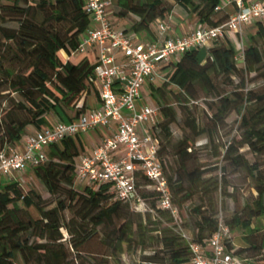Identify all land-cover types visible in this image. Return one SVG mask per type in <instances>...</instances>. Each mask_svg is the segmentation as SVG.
<instances>
[{
    "label": "trees",
    "instance_id": "1",
    "mask_svg": "<svg viewBox=\"0 0 264 264\" xmlns=\"http://www.w3.org/2000/svg\"><path fill=\"white\" fill-rule=\"evenodd\" d=\"M117 15H133L134 31H147L156 20H164L175 5L183 8L198 23L213 26L224 22L228 12L215 18V7L220 0H115ZM84 0H9L0 11L13 16L16 28L0 24V151L20 139L23 131L50 126L48 116L57 115L68 122L84 112L78 107L88 93L96 95L94 68L98 62L94 50L78 51V45L90 25L83 11ZM257 37L264 36V24L257 22ZM250 36L241 61L235 59L236 50L228 41H213L208 48L191 49L172 62L167 80L156 88L150 85L151 96L160 108L161 119L156 128L159 157L164 175L177 207L192 201L197 190H208L203 171L193 164L192 154L196 138L208 131L210 136L233 109L239 114L242 137L238 145L228 142L221 161L233 168L244 169L253 181L256 195L245 200L230 217L223 219L230 231L240 229L245 246L227 243L228 250L248 264H259L264 259V229L254 224L264 216V164L249 161L239 149L247 147L254 156L264 155V49L259 50ZM250 81L262 80L258 87L247 88ZM237 76L239 83L229 95H221L222 80L231 83ZM218 97L210 105V127H200L189 109L197 105V92ZM176 104L184 114L183 135L166 151L161 143H169L170 125L176 122ZM84 151L80 137L74 136L50 144L47 160L33 167L34 175L52 196H58L47 205L39 192H26L17 180L0 184V264H67L70 249L82 251L83 246L98 238L110 256L122 253L123 245L131 246L135 237L144 244L148 236L162 246L166 257L147 255L137 264H190L188 241L180 233L161 227L166 218L174 223L172 215L157 205V194L139 188L143 200L152 213H133L128 204L113 198L112 185L102 183L86 186L81 192L72 189L75 184L74 165ZM170 153L174 166L167 171L164 155ZM224 169V167H223ZM226 180L221 184L223 191ZM218 188V183H215ZM70 211L67 223L64 212ZM195 238L191 242L206 241L216 228L218 218L199 212ZM179 217V213H178ZM70 236L66 246L60 229ZM33 240V241H32Z\"/></svg>",
    "mask_w": 264,
    "mask_h": 264
},
{
    "label": "built area",
    "instance_id": "2",
    "mask_svg": "<svg viewBox=\"0 0 264 264\" xmlns=\"http://www.w3.org/2000/svg\"><path fill=\"white\" fill-rule=\"evenodd\" d=\"M114 1L84 0L83 5L90 25L78 51L94 50L97 56L94 68L97 107L71 121H57L35 129L25 136L22 151L6 146L0 151V178H14L27 168L45 162V148L50 144L101 128L108 133L89 153L83 152L76 159L75 181L82 182L83 187L110 183L113 198L139 213L153 212L139 188L152 191L158 196V207L176 220L178 210L158 154L155 131L161 119L160 108L152 102L140 103L141 89L158 79L167 80L162 74L164 67H169L184 52L208 48L213 41L230 42L236 50L235 59L241 61L245 48L243 29L264 20V0H226L232 10L224 22L213 26L198 23L184 35L149 42H143L136 32L112 25L107 9ZM215 10L222 11L225 7L219 4ZM154 22L159 36L169 31L164 20ZM230 237L228 225L219 218L206 241L188 240L190 264H248L228 250Z\"/></svg>",
    "mask_w": 264,
    "mask_h": 264
},
{
    "label": "rangeland",
    "instance_id": "3",
    "mask_svg": "<svg viewBox=\"0 0 264 264\" xmlns=\"http://www.w3.org/2000/svg\"><path fill=\"white\" fill-rule=\"evenodd\" d=\"M1 4H9V0H0ZM226 10H231L229 4L226 3V0H220ZM179 6V5H175ZM179 8V7H178ZM226 10L219 11L215 14V18H221ZM115 15L117 14L118 8L114 5ZM190 18L196 19L195 16H189ZM124 23L131 24V20L128 16L120 17ZM264 24V20L261 22ZM0 24L5 27L16 28L18 26L17 20L10 15L0 11ZM257 22L247 26L243 29L242 39L244 45L249 44L250 36L254 37L253 44L258 47L259 50L264 49V36L259 35L257 37ZM140 34L143 31H138ZM1 38V37H0ZM170 67L163 69L164 75L169 73ZM253 74L247 76L246 78V87H258L262 84V80L256 79L250 81V77ZM161 79L156 80L153 83V87L156 88L161 84ZM230 82L227 80H222L219 93L221 95H229L231 91L235 90L236 85L239 83V78L237 76H232ZM147 84L141 89V98L140 103H155L151 96V90L147 87ZM149 87V85H148ZM197 105L189 107L193 115L198 119L200 127L208 128L209 118L212 115V111L209 108L210 105H213L217 102L218 97L214 95H209L199 90L197 92ZM176 109V122L170 125L171 137L169 143H161L166 147V151H171V147L181 139L183 135L182 121L184 114L176 104H173ZM239 114L235 109L231 110L226 116L222 123H219L216 127V130L210 136V133L206 131L196 138V142L192 151L194 156L193 164L199 166L203 171V179L208 181L205 184H209L208 190H197L195 197L192 201L185 203L183 206L178 207L179 217L174 220V223H169L166 221V218L161 220V227H168L174 232H179L180 235L185 240H191L195 238L196 235V225L200 221V217L196 211L193 209L198 207L199 212L204 214H213L215 218H221L222 220L225 217H230V215L237 209L242 206L245 200H250L253 196L256 195L255 190L252 188L253 181L249 178L247 172L244 169L233 168L228 166V164L221 161L222 155L225 151V145L228 142L234 143L235 146L238 145L242 137V130L239 127ZM27 131L26 129L21 134L20 138H25ZM47 148V147H46ZM45 148V152H46ZM240 152H244L249 159V161H259L264 164V155L254 156L248 152L247 147L239 149ZM164 158L167 162V171H169L170 166H174V158L168 153L164 155ZM224 167V169H223ZM3 178V177H2ZM223 178L226 180V188L223 191L221 184H223ZM13 180H17L24 192L34 189L40 193L42 198L45 200L47 205H52L58 196L50 195L43 184L38 180L34 175L32 168H27L24 172L15 175ZM10 179V180H12ZM215 183H218V188L215 187ZM83 183L75 181L72 189L75 192H81L83 190ZM130 211L133 213H138L133 210L130 205H128ZM65 221L68 223L73 217L70 211L64 212ZM261 226V229H264V216L259 217L254 224ZM60 232L63 235V241L65 245H68L70 236L67 233L66 229L61 228ZM99 237L101 235L99 234ZM99 237H95L87 245L83 246L82 251H76L70 249L69 257L67 264H137L143 262V257L147 255H157L160 257L165 256V250L162 249V246L155 244L148 236H144L145 243L138 244V240L135 237V240L132 242L131 246L123 245L122 253L118 256H110L109 250L101 246L98 241ZM33 241V240H32ZM231 241L234 246L241 247L239 245L245 246V242L242 238V231L240 229H235L231 231ZM162 260V259H161ZM15 264H23L21 258L15 260ZM27 264H34L33 261L28 262ZM160 264V263H159ZM164 264V263H161ZM259 264H264V259L260 260Z\"/></svg>",
    "mask_w": 264,
    "mask_h": 264
},
{
    "label": "crops",
    "instance_id": "4",
    "mask_svg": "<svg viewBox=\"0 0 264 264\" xmlns=\"http://www.w3.org/2000/svg\"><path fill=\"white\" fill-rule=\"evenodd\" d=\"M114 5H116L115 1L107 9L108 16H109V19H110L112 25L114 27H116V28H121V29H124V30L129 31V32L138 33L141 36V40L143 42L161 41L166 36H172V37L181 36V35H184V34L188 33L189 31H191L198 24L197 19L190 18L189 15L187 14V12L183 8H181L180 6H174L172 8L170 14L164 19V21L169 26V31L164 36H159L158 35V33L156 31V28H155V22L150 24V26H149L147 31H143L140 34L138 31H134L131 28L132 25L130 26L129 24L124 23L123 20L117 14L115 15ZM225 10H226V8H225ZM231 10H226V11L230 12ZM127 16L131 20V24L134 23V21H136V17L135 16H133V15H127ZM112 52L113 51L110 50V53H112ZM118 60L120 61L121 59H118ZM165 68H167V67H164L163 69H165ZM146 87L150 90V85H149V87H148V85ZM83 103L85 104L84 112L88 111L89 109L97 107L98 101H97L96 95L91 92V93H88L87 95L83 96V98L80 100V102L78 104V107H81ZM48 119H49V122H50L51 125L54 124L57 121H60V119L54 113H51L48 116ZM35 129L36 128H34L32 126H28L26 128V131H27L26 134H29V133L33 132ZM107 133L108 132L105 129H101L100 128V129H97V130H94V131H89L87 133L78 135L80 137V140H81L82 145L84 147V151L83 152L84 153H89L92 150V148L97 143H99L101 138L104 135H106ZM7 146L9 148L14 149V150L22 151V149L24 148V138H20L14 144H10V145H7ZM10 179H12V178H6V177L2 178L1 177L0 178V184L4 183V182H6V181H8ZM232 244H233V242H232ZM239 246L243 247L242 245H239Z\"/></svg>",
    "mask_w": 264,
    "mask_h": 264
}]
</instances>
